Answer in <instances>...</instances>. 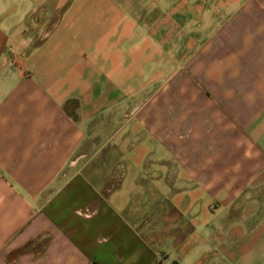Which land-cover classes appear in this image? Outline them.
I'll list each match as a JSON object with an SVG mask.
<instances>
[{"label": "crops", "instance_id": "1", "mask_svg": "<svg viewBox=\"0 0 264 264\" xmlns=\"http://www.w3.org/2000/svg\"><path fill=\"white\" fill-rule=\"evenodd\" d=\"M0 264H264V0H0Z\"/></svg>", "mask_w": 264, "mask_h": 264}, {"label": "rangeland", "instance_id": "2", "mask_svg": "<svg viewBox=\"0 0 264 264\" xmlns=\"http://www.w3.org/2000/svg\"><path fill=\"white\" fill-rule=\"evenodd\" d=\"M19 251H16V252H14L13 254H17V253H19L20 251H23L24 249H18Z\"/></svg>", "mask_w": 264, "mask_h": 264}]
</instances>
